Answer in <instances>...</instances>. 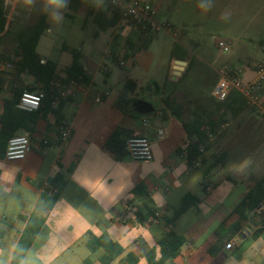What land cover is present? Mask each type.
<instances>
[{
	"label": "crops",
	"instance_id": "obj_1",
	"mask_svg": "<svg viewBox=\"0 0 264 264\" xmlns=\"http://www.w3.org/2000/svg\"><path fill=\"white\" fill-rule=\"evenodd\" d=\"M102 4L96 3V9ZM156 5L169 12L168 17L176 18L174 24L159 16L180 28L177 40L162 33L143 36L119 18L113 27L101 31L92 17L86 16L84 3L77 13L66 11L71 16H85L83 28L88 19L95 26L93 38L76 50L89 82L81 83L83 89L73 90L66 99L59 121L53 114L37 121L35 132L27 134L31 146L24 159L0 158V264H13L25 226L22 217L29 216L41 195L53 187L50 181L57 173L65 179L64 188L45 213L19 264H102L104 251L87 248L90 235L106 237L122 248V254L110 264H121L128 253L137 256L138 264H146V253L150 249L158 251L159 240L169 231L182 235L187 242L165 264H264V200L253 210L240 205L255 183L264 178V130L259 129L262 124L257 114L244 109L232 117L225 110L229 105H217L215 113L208 109L209 114L202 111L200 117H193L192 124L200 128L217 116L231 117L224 127L231 121L238 129L216 143L214 136L207 142V150L190 163L189 144L196 142L197 136L194 130L187 136L181 122L189 123L180 114L177 118L166 105H159L158 110L141 116L134 110L135 114L125 113L115 105L128 80L136 83L138 100L145 95L157 102L151 90L168 81L174 65L184 62L180 65L185 67L184 74L192 59L205 62V51L187 36L186 24L193 20L191 11L173 9L168 0H156ZM256 20L253 16L251 26H244L243 37L249 42L239 45L236 59L225 61L217 69L207 64L218 77L222 67L238 65L248 66L244 82L253 77V68L264 55V20ZM45 31L51 32L50 28ZM189 45L199 52L191 51ZM182 56L184 59L178 58ZM8 95L7 88L0 93V116ZM260 101L264 102V86ZM61 125L70 127L65 141L60 138ZM242 127L248 133H240ZM160 129L161 139L157 136ZM115 131H120L125 142L147 137L152 160L139 162L127 155L114 159L103 146ZM217 143L223 146L219 164L214 155ZM241 187L242 191L235 194ZM187 193L196 196L197 202L167 224ZM232 196L233 202L225 207V200ZM230 241L235 243L233 250L225 249Z\"/></svg>",
	"mask_w": 264,
	"mask_h": 264
},
{
	"label": "trees",
	"instance_id": "obj_2",
	"mask_svg": "<svg viewBox=\"0 0 264 264\" xmlns=\"http://www.w3.org/2000/svg\"><path fill=\"white\" fill-rule=\"evenodd\" d=\"M83 3L86 5V16L89 18L92 17V21L97 25L99 30L105 31L117 23L119 16L116 11H111L107 3H103L101 8L96 9V3L94 0H57L55 3L49 1L46 10L39 16L38 21L33 26L19 31L16 34L18 42L17 49L19 52L17 55L20 56V60L16 63L15 80L8 85L9 95L3 101V112L0 116V158H3L8 140L13 136L22 133L28 135L33 134L35 132L36 123L39 119L45 118L47 114H53L57 121H59L60 109L66 99H59L56 105H52L56 98L55 90L52 88V81L58 80L61 85L70 80H75L82 84L89 82V78L84 73V70L79 63L78 51H71V62L62 69L58 68L56 62L43 59L36 52V46L40 37L44 31L48 29L47 14L50 12H59L70 18L71 15L66 13V11L69 10L72 13H77ZM0 25L3 26L2 20H0ZM178 58L184 59L183 56ZM193 62L194 59L189 62L188 68L192 66ZM21 74H25L32 78L37 86H26L18 77ZM5 82L0 86V90L6 88ZM135 90L136 83L132 80H128L116 99L115 105L119 110L125 113L131 112L135 114L132 108V103L138 100ZM24 91L42 92V103L37 111L25 112L16 108ZM165 104L173 114L179 118L178 113L173 107H171L166 101ZM221 105H229L225 110H229L232 117H235L236 114L246 108L245 99L236 91H233L224 102L222 101ZM232 106L235 107L233 108ZM216 118L217 117L212 118L206 124V128L211 133H214L216 130ZM57 124H59V122H57ZM181 124L187 136L192 135V130H194L193 132H195V135L197 136L198 143L192 144L188 149V160L191 163L200 155L198 152V145L205 143L206 135L203 133V129L196 124H186L184 122H181ZM125 143L126 142L122 138L120 131H115L105 142L103 150L110 153L114 159L120 160L127 155ZM50 184L56 189L55 193L42 194L39 202L30 215L22 217L25 226L20 233V237L14 250L13 264H19L25 255V252L34 241L44 222L45 213L53 207L59 193L64 188L65 179L60 173H57L50 181ZM197 200V197L191 193L185 194L181 200L180 206L175 211L173 217L167 221V224L170 225L174 222L193 206ZM263 200L264 178L255 183L254 188L246 195L245 201L243 200L240 205L241 207L247 206L250 210H253L257 208ZM186 242L187 240L182 235H178L173 231L167 232L158 242V251L156 249H150L146 253V264L167 263L169 260H172L177 256L180 248ZM87 248L91 252L98 249L104 251L103 255L100 257L102 264H110L123 252L122 248L117 243L103 236L96 237L90 235L87 240ZM120 263L138 264V258L136 255L128 253L120 260Z\"/></svg>",
	"mask_w": 264,
	"mask_h": 264
},
{
	"label": "rangeland",
	"instance_id": "obj_3",
	"mask_svg": "<svg viewBox=\"0 0 264 264\" xmlns=\"http://www.w3.org/2000/svg\"><path fill=\"white\" fill-rule=\"evenodd\" d=\"M49 1L18 0L16 14L10 25V29L0 40V52L2 54H19L16 34L19 31L33 26L38 21L39 16L46 10ZM95 1L98 5L103 3L101 0ZM141 1L155 8L161 19H167L174 24L177 23L173 15L168 17L169 12H166L163 7L156 5V0ZM168 2L169 7L173 9L181 8L183 11H191L193 20L188 21L186 24L188 28L187 36L193 42H197L202 51H205L203 52L204 55L202 58H204L206 63L195 60L194 64L186 69L184 74H182V70L185 68L184 66L174 65L173 73L170 74L168 81L161 82L160 86H155L153 91L151 90V94H155L154 97L156 96L155 98L158 99L157 102L154 98L145 95L140 96V98L151 103L155 111L159 109V105H166V101L181 115V118L185 122L192 124L193 117L197 119V117L201 116L202 111L204 115L210 113L208 109H211L215 113L218 110L217 105H221L218 102L219 100L212 94L219 79L212 68L217 69L225 61L237 58L236 50L239 45L249 42L246 37H243L242 30L244 26L249 24L253 16L254 18L256 17V21L264 20V0H168ZM229 12H231V15ZM84 20L85 16L81 14H76L69 18L59 12L48 13L47 25L51 32L44 31L39 39L36 52L40 57L57 62L60 66L67 65L71 60V51L79 50L82 42L87 43L93 38L92 34L95 26L88 19L83 28ZM126 24L132 25L131 23ZM132 26L134 27V25ZM177 29L180 30V28ZM252 29L250 27L247 33L249 34ZM214 39L230 41L232 46L231 52L227 55H221L215 48ZM63 47L64 50L62 49ZM188 47L194 52H199L200 50H197V47L195 48L191 45ZM189 57V55L186 56L187 61ZM213 61L216 62L214 63ZM207 64H210L212 68L207 67ZM14 77L15 75L6 78L5 87L7 89L9 83L15 80ZM18 77L26 86L30 87L36 84L25 74H21ZM233 91L232 89L228 90L226 99ZM170 112L172 111L170 110ZM249 115L253 116L251 114ZM230 119L231 117L224 119L221 116H217V126L214 133H211L206 128V125L202 127L203 133L206 135V141L198 145V152L200 145L205 152L207 150V142L214 138V136L217 137L214 139L216 143L227 134L234 133L238 129V126L234 123L232 124L231 121V125L224 127V122H228ZM257 120L262 124L259 129L264 130V122L259 117ZM240 133H248L247 128L242 127ZM194 143H198V140L189 145L191 146ZM222 147L219 143L214 144V148L217 149L216 154H214L216 164H219L222 160L219 157L222 153ZM199 154L202 153L199 152ZM242 189L241 187L235 194H238V191H242ZM234 198L235 196H232L225 200L224 206L229 207Z\"/></svg>",
	"mask_w": 264,
	"mask_h": 264
},
{
	"label": "built area",
	"instance_id": "obj_4",
	"mask_svg": "<svg viewBox=\"0 0 264 264\" xmlns=\"http://www.w3.org/2000/svg\"><path fill=\"white\" fill-rule=\"evenodd\" d=\"M109 5L111 11H116L119 19L125 23H131L143 36L155 34H165L173 40L179 38L180 31L170 22L163 21L155 8L141 0H101ZM18 0L0 1V40L9 31L10 25L16 14ZM215 48L221 55H227L231 49V43L226 40H214ZM20 60L19 55H6L0 52V86L6 78L15 75L16 63ZM248 69L247 65H238L233 68L222 67L218 71L219 79L214 87L213 95L219 101L227 97L229 89L242 95L245 99L246 110L254 112L264 122V102L260 101V90L264 86V58L256 63L253 68V77L244 82V72ZM35 86H37L35 84ZM83 85L75 80H70L65 84H59L58 80L52 81V88L55 90L56 98L52 105H56L59 99H67L73 90L83 89ZM3 89L0 90V93ZM43 94L40 91H24L16 105V108L25 112L37 111L42 103ZM60 138L62 141L68 139L70 127L61 125L59 127ZM158 138L163 137V130L157 131ZM30 138L27 134H20L11 137L4 151L3 159L7 161L24 159L30 150ZM199 152L203 153L202 146ZM125 150L127 156L139 162H150L153 158L151 142L147 137H133L126 140ZM197 165V164H196ZM56 189L51 187L48 194L55 193ZM126 210L129 207L125 206ZM126 219L123 217V221ZM136 223V219L134 221ZM235 243L230 241L225 245V249L233 250Z\"/></svg>",
	"mask_w": 264,
	"mask_h": 264
},
{
	"label": "water",
	"instance_id": "obj_5",
	"mask_svg": "<svg viewBox=\"0 0 264 264\" xmlns=\"http://www.w3.org/2000/svg\"><path fill=\"white\" fill-rule=\"evenodd\" d=\"M179 65H184V62H179ZM133 110L136 114L144 116L154 112V107L151 103L144 100H136L132 103Z\"/></svg>",
	"mask_w": 264,
	"mask_h": 264
},
{
	"label": "clouds",
	"instance_id": "obj_6",
	"mask_svg": "<svg viewBox=\"0 0 264 264\" xmlns=\"http://www.w3.org/2000/svg\"><path fill=\"white\" fill-rule=\"evenodd\" d=\"M50 2H53V3H55V2H57V0H50Z\"/></svg>",
	"mask_w": 264,
	"mask_h": 264
}]
</instances>
